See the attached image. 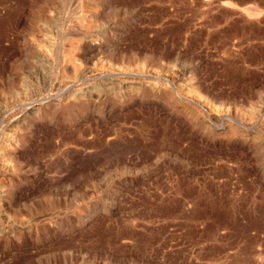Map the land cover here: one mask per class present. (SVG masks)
I'll return each instance as SVG.
<instances>
[{
	"label": "rangeland",
	"instance_id": "rangeland-1",
	"mask_svg": "<svg viewBox=\"0 0 264 264\" xmlns=\"http://www.w3.org/2000/svg\"><path fill=\"white\" fill-rule=\"evenodd\" d=\"M0 264H264V0H0Z\"/></svg>",
	"mask_w": 264,
	"mask_h": 264
},
{
	"label": "bare ground",
	"instance_id": "bare-ground-1",
	"mask_svg": "<svg viewBox=\"0 0 264 264\" xmlns=\"http://www.w3.org/2000/svg\"><path fill=\"white\" fill-rule=\"evenodd\" d=\"M186 71H187V70H186ZM133 83H135V82H133ZM127 86H128V85H127ZM127 86H126V87H127ZM30 112H31V111H30ZM31 113H34V112H31Z\"/></svg>",
	"mask_w": 264,
	"mask_h": 264
}]
</instances>
